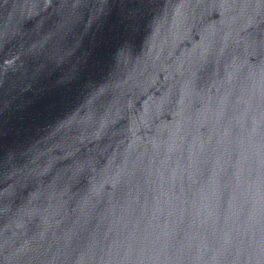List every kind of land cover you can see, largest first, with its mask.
I'll use <instances>...</instances> for the list:
<instances>
[{"label":"water","instance_id":"water-1","mask_svg":"<svg viewBox=\"0 0 264 264\" xmlns=\"http://www.w3.org/2000/svg\"><path fill=\"white\" fill-rule=\"evenodd\" d=\"M0 264H264V0H0Z\"/></svg>","mask_w":264,"mask_h":264}]
</instances>
